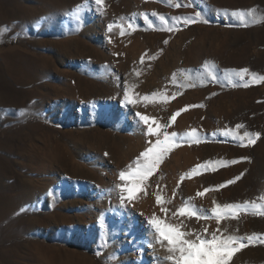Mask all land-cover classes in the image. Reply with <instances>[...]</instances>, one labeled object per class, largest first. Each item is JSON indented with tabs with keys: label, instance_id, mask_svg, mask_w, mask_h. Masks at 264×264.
Here are the masks:
<instances>
[{
	"label": "rangeland",
	"instance_id": "1",
	"mask_svg": "<svg viewBox=\"0 0 264 264\" xmlns=\"http://www.w3.org/2000/svg\"><path fill=\"white\" fill-rule=\"evenodd\" d=\"M260 77L264 0H0V264H173L126 198L157 138L137 113L176 133L142 183L157 219L242 237L227 264H264ZM224 204L240 207L218 224Z\"/></svg>",
	"mask_w": 264,
	"mask_h": 264
},
{
	"label": "snow or ice",
	"instance_id": "2",
	"mask_svg": "<svg viewBox=\"0 0 264 264\" xmlns=\"http://www.w3.org/2000/svg\"><path fill=\"white\" fill-rule=\"evenodd\" d=\"M96 4H101L102 0H95ZM80 7V6H78ZM235 14V13H233ZM197 16L200 14L197 13ZM161 20H163V17H160ZM183 23L188 24L191 22H194L193 17H183ZM109 28H111V25H109ZM244 72H247V70H242ZM211 75V74H210ZM261 81H264V77H260ZM247 86V85H245ZM147 99V97H145ZM124 100L128 103H133L134 101L131 100V98L128 95L127 88H125L124 92ZM187 107V106H186ZM179 113L174 114L172 117V120H175V115H178ZM137 116L140 118L141 121L144 122L145 125H148L147 127V133L149 135H155L157 138L154 143H151L150 147H147L145 151L140 153V157H143L144 160L141 161L140 158H137V174L139 176V181L136 185H134V188L139 189V182L143 181L147 175H150L155 168V166L160 162V159L165 151H167V145L172 141V139L176 136V133L169 134L166 130L167 126H160L157 125L156 127H153L151 124H149V117L141 115L140 113H137ZM196 130L192 129V132L189 133V137L192 136L193 133H195ZM225 136L229 135L228 132L223 133ZM258 136L259 134H255ZM163 137L161 139L160 137ZM249 133H245V137H249ZM241 142H243L244 137H241ZM249 143H254L255 140L249 138ZM246 159V158H242ZM238 161H230V163H236ZM209 167V162H205L202 165H197L194 169L191 171L193 173L198 174V170L203 168L207 169ZM131 175V173H129ZM243 175V173H241ZM126 177L125 171H121L119 173V178L121 180H124ZM240 179V176H236L231 180H228L225 182V184H232L236 180ZM225 184L216 186L224 187ZM118 187L121 188V191H124L123 186L118 185ZM205 191H208V189H205ZM128 195L127 200L131 201L134 199V191L133 189H127ZM197 195L202 196L203 193H197ZM121 206L124 205L125 197L121 196ZM157 203H161V197H156ZM240 205H234V204H224L223 207H220L219 205L213 207L211 209L212 215L215 217L217 223L222 219H225L229 216L235 217L236 216V210H238ZM244 207H247V202L245 203ZM264 207V206H261ZM162 211H165V209H161ZM181 215H188L193 216L196 215V213L193 210H190L189 208L185 207L180 210ZM99 224L101 229L106 227V223L104 219L101 217L99 219ZM149 225L154 229L156 234V240L157 242L163 244L164 241L167 242V251L171 253V255L164 258L165 261H172L173 264H227L228 259L232 256L233 252L236 251V244L237 242L241 241L243 238L239 236H232V235H226V236H218L216 233H212L211 238H205L204 236L197 234L195 239L186 238V233L181 232L179 225H172V224H165L164 222L157 219L155 215H153L149 221ZM205 232L208 231L207 228L204 229ZM249 240L259 239L258 237L249 236ZM241 247L244 245L241 244Z\"/></svg>",
	"mask_w": 264,
	"mask_h": 264
},
{
	"label": "bare ground",
	"instance_id": "3",
	"mask_svg": "<svg viewBox=\"0 0 264 264\" xmlns=\"http://www.w3.org/2000/svg\"><path fill=\"white\" fill-rule=\"evenodd\" d=\"M45 19V18H44ZM42 21V20H41ZM68 41V40H67ZM63 42H66V41H64L63 40ZM256 66V69H258V71H261V69H262V66L261 65H255ZM243 69H246V68H244L243 67ZM257 110V109H256ZM142 127V126H141ZM153 142V141H152ZM151 142V143H152ZM147 144V143H146ZM145 149V148H144ZM143 152V151H142ZM137 153V152H136ZM91 165V164H90ZM74 169V168H73ZM74 170H76V168L74 169ZM81 172H82V170H81ZM80 172V174L82 175V177L83 178H85V177H88L89 179L92 177V174H88V172L87 173H84V172H82L81 173ZM97 172V171H96ZM79 174V173H78ZM117 179V178H116ZM145 180V179H144ZM144 180L143 181H141L140 182V186H139V189H134L133 191H134V198H139V197H142V198H144V199H139L138 201L139 202H141V205H142V207L143 208H139V209H146V211H145V213H146V216H149L150 217V215L152 214V213H154V215H155V211H153L154 209L153 208H156L157 206H159L160 205V203L158 204L157 203V201H156V197L157 196H160L161 197V202H162V195H160V194H157L156 196H151L149 193H148V186L147 185H144V184H142V183H144ZM159 181V180H158ZM115 183V182H114ZM128 183V182H127ZM158 183V182H157ZM167 184V176L165 175V176H163V177H160V181H159V185L157 186V187H159L160 188V190L162 191L163 190V188L165 187V185ZM182 184V183H181ZM172 186V185H171ZM178 186V185H177ZM125 188V187H124ZM176 188V187H175ZM127 189V188H126ZM171 189V188H170ZM169 189V190H170ZM114 190V189H113ZM191 193V192H190ZM97 194H98V196L100 195V192H99V189H98V191H97ZM138 201H136V202H138ZM134 202V201H133ZM132 201H131V203H133ZM135 202V204H137ZM134 204V203H133ZM139 205V204H138ZM134 206V205H133ZM132 207V206H131ZM141 212V211H140ZM158 214H159V212H158ZM162 216V215H161ZM164 254V253H163Z\"/></svg>",
	"mask_w": 264,
	"mask_h": 264
}]
</instances>
